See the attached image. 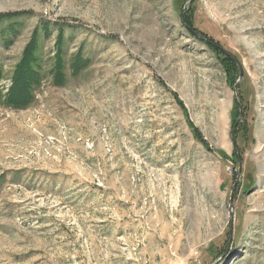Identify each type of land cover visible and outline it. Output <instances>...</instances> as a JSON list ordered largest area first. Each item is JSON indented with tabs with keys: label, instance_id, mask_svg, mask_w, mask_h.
Returning a JSON list of instances; mask_svg holds the SVG:
<instances>
[{
	"label": "rangeland",
	"instance_id": "obj_1",
	"mask_svg": "<svg viewBox=\"0 0 264 264\" xmlns=\"http://www.w3.org/2000/svg\"><path fill=\"white\" fill-rule=\"evenodd\" d=\"M189 1L0 0L47 74L0 104V264H264V0Z\"/></svg>",
	"mask_w": 264,
	"mask_h": 264
},
{
	"label": "trees",
	"instance_id": "obj_2",
	"mask_svg": "<svg viewBox=\"0 0 264 264\" xmlns=\"http://www.w3.org/2000/svg\"><path fill=\"white\" fill-rule=\"evenodd\" d=\"M22 13H1L0 24L11 22L18 18ZM183 23L188 28H192L194 25L190 19L186 17ZM10 28L18 29L17 25H10ZM47 27H45L46 29ZM39 32L36 31L35 35L31 37L29 42L24 47L23 53L20 56L18 62L14 66L12 76L10 78V84L4 92L1 83L4 79V67L0 65V104H5L7 107L15 109H25L31 106L37 97V92L45 82L47 74L41 71L44 63V59L41 56V43L38 39ZM203 34V33H202ZM206 36V35H205ZM61 37V36H60ZM208 38V37H207ZM12 41H6V45H10ZM207 43L217 47V43L212 38L207 39ZM219 49V48H218ZM220 50V49H219ZM228 59V56H226ZM233 62H237L236 58H232ZM84 61H79V58H75L72 63L73 73L77 74V70L85 67ZM65 60L62 56V49L59 48L54 54V62L50 73L53 75V81L57 85L65 84Z\"/></svg>",
	"mask_w": 264,
	"mask_h": 264
},
{
	"label": "water",
	"instance_id": "obj_3",
	"mask_svg": "<svg viewBox=\"0 0 264 264\" xmlns=\"http://www.w3.org/2000/svg\"><path fill=\"white\" fill-rule=\"evenodd\" d=\"M193 1H194V0H190L188 4H189V5L192 4ZM185 8H186V7H185ZM190 31L193 32V34H194L195 36H197V37L201 35L199 32H197V31H195V30H193V29H191V28H190ZM218 47H219L222 51H224L225 53L228 54V52H227L225 49H223V48L220 47V46H218ZM242 77H243V74L241 73L240 78H242ZM236 88H237V86L235 87V89H236ZM242 115H243V112L241 111V113H240V115H239V118L237 119L236 123L234 124V127H233V130H232V132H231V135L234 134V130L236 129V126H237L238 122L240 121V118L242 117ZM239 161H240L239 174H241V173H242L241 158H239ZM236 184H237V183H235V185L233 186L232 193H231V197H230V200H231V209H232V202H233V200H234V192H235ZM233 225H234V223H233V218H232V219H231V234H232V230H233Z\"/></svg>",
	"mask_w": 264,
	"mask_h": 264
},
{
	"label": "crops",
	"instance_id": "obj_4",
	"mask_svg": "<svg viewBox=\"0 0 264 264\" xmlns=\"http://www.w3.org/2000/svg\"><path fill=\"white\" fill-rule=\"evenodd\" d=\"M18 60H19L18 58L9 60L11 65L4 64V79H3L4 83H6V84L9 83L10 84V78L12 76V73H13V70H14V66L16 65ZM5 69H6V71H5ZM204 252L205 251H202V253H204Z\"/></svg>",
	"mask_w": 264,
	"mask_h": 264
}]
</instances>
